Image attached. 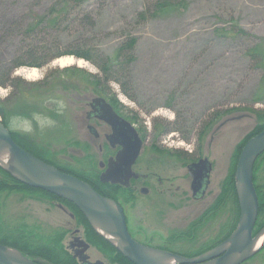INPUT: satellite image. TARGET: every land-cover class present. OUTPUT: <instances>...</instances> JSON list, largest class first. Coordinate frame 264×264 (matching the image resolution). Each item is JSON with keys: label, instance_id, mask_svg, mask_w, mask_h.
I'll return each instance as SVG.
<instances>
[{"label": "rangeland", "instance_id": "obj_1", "mask_svg": "<svg viewBox=\"0 0 264 264\" xmlns=\"http://www.w3.org/2000/svg\"><path fill=\"white\" fill-rule=\"evenodd\" d=\"M69 2L0 0V70L29 41L24 34L27 24L55 4L58 10L69 8L67 14L60 15L57 32L48 33L50 38L57 36L63 46L81 38L111 56L125 33L135 37L130 68L132 99L123 95L115 82L109 83L108 89L119 105L116 108L123 110L143 142L133 170L151 176L133 181L138 187L133 194L130 190L117 191L114 199L125 205L124 214L131 229L139 226L145 234L156 231V235L164 236V232L184 230L177 222L188 214L187 222L197 221L199 231L221 237L215 247L219 246L239 216L233 205H238V154L248 137L264 129V0H184L180 8L157 14L146 22L135 20L146 0H86L80 6L75 1L66 4ZM67 49L61 48L59 53ZM61 57L73 59L66 67L98 73L83 58L70 54L58 58ZM58 58L41 67L20 66L12 71V76L23 83L0 86V100L6 99L12 112L8 127L20 135L19 139L26 140L35 153L77 172L97 173L98 178V163L107 154L104 127L95 120L83 123L88 110L85 104L95 95L90 87L78 85L82 75L56 73L61 68L54 62ZM79 60L82 66L78 65ZM32 68L37 70L32 79L18 74L21 69ZM61 101L65 107L57 111ZM34 114L50 118L55 125L41 129ZM13 117L31 120L33 132L14 130L10 124ZM162 123L177 126L179 131L161 134ZM87 124L97 128L98 139L85 127ZM100 145L103 151H99ZM199 158H207L212 169L208 189L197 204L190 198L187 165ZM254 179L260 208L253 236L264 228V150L255 161ZM230 183L234 185L233 197L231 188L228 190ZM177 186L179 192H175ZM140 187L147 188L148 193L140 192ZM46 196L38 189L2 192L0 219L9 233L31 236L25 239L30 250L38 257L46 256L53 264L63 259L53 239L58 231L55 221L65 216ZM128 196L137 198L129 203ZM167 206L172 209L166 211L164 220H159L161 216L156 211L164 212ZM204 211L209 214L197 219ZM231 212L235 214L232 216ZM15 238L18 241L19 237ZM40 248L52 255L37 253ZM176 248L187 253L192 250L191 245ZM33 262L39 264L35 259ZM241 264H264V245Z\"/></svg>", "mask_w": 264, "mask_h": 264}, {"label": "water", "instance_id": "obj_2", "mask_svg": "<svg viewBox=\"0 0 264 264\" xmlns=\"http://www.w3.org/2000/svg\"><path fill=\"white\" fill-rule=\"evenodd\" d=\"M90 106L96 119L111 126L112 133L108 136L110 144L120 146L115 157L108 160L106 169L99 175V180L101 183L109 182L127 187L130 178L138 176L131 167L140 153L142 140L133 126L120 118L104 98L94 97ZM263 150L264 129L249 138L239 153L236 166L239 217L231 234L225 242L210 252L195 258H186L147 247L133 240L127 232L122 210L114 200L100 194L88 183L59 171L53 165L40 160L18 146L13 141L8 128L0 121V168L30 187L42 189L71 202L89 222L87 213L93 215L94 222L100 225L108 236L96 232L108 240L132 264H161L157 260L158 255L169 256L177 264H240L253 255L264 245L263 240L260 247L254 250L251 248L252 231L258 212L257 195L252 183V168L256 157ZM11 162H16L25 171V178L16 177L4 167L5 164ZM210 168V163L206 158L188 165V170L194 176L192 181L194 191L201 186L200 180L208 177ZM0 264L37 263L17 249L0 244Z\"/></svg>", "mask_w": 264, "mask_h": 264}, {"label": "trees", "instance_id": "obj_3", "mask_svg": "<svg viewBox=\"0 0 264 264\" xmlns=\"http://www.w3.org/2000/svg\"><path fill=\"white\" fill-rule=\"evenodd\" d=\"M65 1L66 2L70 1L69 3L66 4H72L73 1H75L76 6H80L86 0H65ZM183 1L184 0H146L143 9L137 13V17L135 20H137L138 22L140 21L146 22L151 18L157 16V14L158 15L165 14L173 9L180 8ZM57 8L58 5L55 4L53 7H51L49 11H47L42 15H37L35 17L36 20L33 18L27 24V27L24 29V34H26V39H28L29 41L25 43L24 46L21 48L19 55L13 58L7 67H4L3 70H0V86L8 87L11 83H16V82L23 83V80L12 76V71L20 66L41 67L50 60L58 58L62 55L70 54L75 57L83 58L91 62L97 68L98 73L91 74L81 68L74 66L60 68L55 71L56 73L68 75L69 73L74 72L82 75L83 80H80L78 85H82L84 88L90 87L95 96L105 97L114 107L116 105L115 103L117 102L115 100V97L111 94V92L108 89V84L111 82L117 83L121 93L126 97H128L129 99H132V94L130 93L132 90L130 68L134 56V47L136 43L135 37H133L129 33H125L124 40L120 43L118 48L115 50L114 54L111 56L105 54L98 47L93 46L89 42H86L85 40L83 41L79 40L81 38L72 39L66 45L63 46L61 45L60 39H58L57 36H55V38H50L48 36V33H50L53 30H56L57 32L58 29L55 28H58L57 25H58V20L60 19V15L62 14L65 15L69 12L68 11L69 8L67 7H61L59 10ZM86 15L84 17L87 20H89L86 17ZM90 24H92L91 21ZM36 34L38 35L42 34V36L37 38L35 37ZM65 46L68 49L66 51H62L59 53V50ZM6 101H7L6 99L0 100V119L3 125L9 128L8 118L12 112L11 110H9ZM160 128L162 129L161 134L162 133L166 134L173 130L179 131V128L177 126L168 127L167 123H162ZM11 136L14 140L18 141V143H20L24 149H26L28 152H30L37 158L49 164L54 165L62 172L71 174L77 177L78 179H81L89 183L96 191H98L102 195H106L108 197L114 198L115 192L123 191L119 189V187L115 188V187L107 186L105 184H101L97 178L96 175L97 173L94 174L91 171L77 172L75 170L68 169L63 165H60L57 162L52 161L51 159L43 155L35 153L34 150L29 146L30 144H28L26 140L19 139L20 135L18 136L16 132L12 131ZM189 156H192V154H190ZM0 176H1L0 194L2 192L10 193V191L34 189L14 179L9 173H7L1 168H0ZM253 182L255 184L254 177H253ZM229 188H231L230 192L232 193V197H233L235 191L233 183L229 184L228 190ZM39 191L46 194L47 198H57L55 195H52L50 193L44 192L42 190ZM256 193L258 196L257 190ZM233 205H234V209L236 208L235 212L238 214L239 213L238 205L237 204L235 205V202L233 203ZM259 208H260V204H259ZM53 241L58 246L59 242L57 236L55 237V239H53ZM6 242L7 241L5 240H0V243L5 244ZM15 243L17 242L15 241ZM14 247L19 249L21 252H24V254L28 255L29 257H34L35 255H37L30 250L29 245L26 243V240H25V244L24 242L22 244L20 243L14 244ZM59 247L60 246H58V248ZM41 250L42 252H40ZM43 251L45 252L43 253ZM38 252L44 255L45 254L50 256L52 255V253L50 251H47L46 248H40L38 249L37 253Z\"/></svg>", "mask_w": 264, "mask_h": 264}, {"label": "flooded vegetation", "instance_id": "obj_4", "mask_svg": "<svg viewBox=\"0 0 264 264\" xmlns=\"http://www.w3.org/2000/svg\"><path fill=\"white\" fill-rule=\"evenodd\" d=\"M85 106L88 107V110L85 112V118L83 119L84 120L83 123L87 121L89 122L90 120H95L104 127L102 131V137L104 139L103 143H105L106 145L105 151L107 154L98 163L99 171L101 173L103 170L106 169L108 160L110 158L115 157L120 147L117 144L111 145L108 140V136H110L112 133L111 126L107 123L97 120L94 117V114L92 112L93 109L91 108L89 102H87ZM112 108L118 115L126 119L124 117V114L122 113L123 111L122 109L121 111L114 106H112ZM85 127L88 129V131H90L94 135L95 138L97 139L99 138L96 127H93L89 124H87ZM98 149L99 151L100 150L103 151V146L100 145ZM133 166H132V170H133ZM133 172H135L138 176L136 178H131L129 181V185L127 187H122L120 185H111L109 183L105 185L115 187V188L119 187V189L123 190V192L130 190L131 193L132 192L134 193L138 190V187H137V184L133 185L132 182L133 181L136 182L139 179L146 180L151 175L149 173L140 174L134 170ZM199 174H201L200 169L198 172V176L200 180ZM193 179H194L193 173L188 170V176H187L188 184L187 185L191 189L190 198L196 201L197 204H200L201 200L203 199L206 193V190L208 189V186L210 183L209 177H208V182H207V179L206 180L204 179L202 181L200 180L201 186L196 191H194L192 188ZM158 182H159V185H162L161 180H158ZM179 190H180V186H177L175 192H179ZM139 191L142 192L143 194L148 193V189L144 187L142 188L140 187ZM136 198L137 197H133V196L126 197L129 203H132V201ZM172 198H174L175 200L176 198L180 199L176 197L175 195H172ZM47 199H49L50 203L52 204L54 208H57L60 212L63 213L61 214L65 216L64 219L60 218V220L58 219L55 221V226L57 228L55 230H58L55 232V234L57 233L56 236L58 237V242H59L58 246H60L58 250L60 251L63 257L62 261L60 262H63V263L54 261L53 264H132L123 254L118 252L109 243L108 240H106L104 237H102L96 232V230L90 225V223L85 218L84 214L78 208H76L75 206H73L71 203L67 201H63L60 198H47ZM114 200L122 207L123 214H124L125 205H123L116 199ZM180 200L178 202H181ZM154 207L155 209L159 208L157 206H154ZM170 209H172L171 206H167L164 212L161 210H157L156 215L158 213L157 216L158 217L161 216L159 220H164L166 217V211ZM208 214H209V211H204L197 219L202 220V218ZM234 214L235 213H232V216ZM187 215H182V217L185 220L177 222L179 226H184L183 227L185 228L184 230L180 229V230H173L172 232H164L165 234L164 236L162 235V233L156 235L155 234L156 231H150L151 233L145 234L144 229L139 228V226L138 227L136 226L135 228L131 229L128 225L127 217L125 216V214H124V219H125V224H126V228H127L129 235L136 242L143 244L147 247H151V248H155V249H159V250H163V251H167L171 253H176V254L183 255V256L188 255L186 256L188 258L200 256L204 254L205 252L207 253L213 250L214 248H216L215 247L216 244H218L219 242L221 243V237L220 236L217 237V233H214L212 236L209 234L205 235L202 231H199V227L195 226L197 221L187 222L188 221V217H186ZM237 220L235 222L233 229L235 228L237 224ZM200 223H202V221ZM200 223L198 225H200ZM233 229L229 232L228 235L231 234ZM24 236L26 237V239L27 237L28 238L31 237L28 234L27 236L26 235ZM15 237H17V235H12V237L8 236L7 238L9 239L8 243L9 244H18V243L22 244L20 239H18V241H16L17 243H15V239H16ZM23 242H25V240ZM182 245H191L192 250H190V252L187 253V252H182L180 251V249L176 248ZM29 259H31L32 261L35 259V261L39 262V264H52V263H49L48 260H46L45 256L42 258L38 256H34V257H30Z\"/></svg>", "mask_w": 264, "mask_h": 264}, {"label": "bare ground", "instance_id": "obj_5", "mask_svg": "<svg viewBox=\"0 0 264 264\" xmlns=\"http://www.w3.org/2000/svg\"><path fill=\"white\" fill-rule=\"evenodd\" d=\"M72 61H73V59L71 57H61V58L56 59L54 62L56 64H58L61 68H63V67H66V65H70L72 63ZM77 63H78L79 66H82V62L80 60ZM36 73H37V70L34 69V68H32V69H21L18 72V74L23 75L26 79H32L36 75ZM8 130H9V133L11 135V130L10 129H8ZM13 141L18 146H20L21 148H23V146L20 143H18V141L14 140V139H13ZM24 150H26V149H24ZM4 167L10 173H12L13 175H15L16 177H19V178H25L26 177L25 171L21 167H19L16 162H11L9 164H5ZM87 217L90 220V222L93 224V227H94V229L96 231H98L100 233H104L105 235H107L106 232L102 229V227L100 225H98L97 223L94 222L93 215H91L90 213H87ZM5 226H7V225H4L2 223V221H1V219H0V227L2 228V229L0 228V240H4V238L7 239L8 236L9 237H12V235H17L16 233H9L8 232V229L5 228ZM7 233H9V234H7ZM17 237H19V239L20 240H23V241L26 239L25 236H18L17 235ZM263 240H264V228H263V230H261V232H259L257 235H255L253 237V239L251 241V246H252L251 248H252V250L257 249L262 244ZM8 242L9 241H7L5 244H8L9 246H11L13 248H16V247H14V244H9ZM157 260L161 264H176V261L175 260H173L171 257L166 256V255H158Z\"/></svg>", "mask_w": 264, "mask_h": 264}, {"label": "clouds", "instance_id": "obj_6", "mask_svg": "<svg viewBox=\"0 0 264 264\" xmlns=\"http://www.w3.org/2000/svg\"><path fill=\"white\" fill-rule=\"evenodd\" d=\"M65 107L64 103L61 101L58 103L57 111H62ZM33 119L37 121L38 126L43 129L45 127H52L55 125V121L51 120L50 118H42L39 115L33 116ZM11 127L19 132L22 133H32L33 132V125L32 121L22 117H13L10 121Z\"/></svg>", "mask_w": 264, "mask_h": 264}]
</instances>
